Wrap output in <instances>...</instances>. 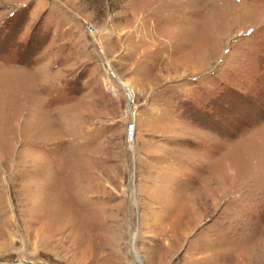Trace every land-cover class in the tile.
<instances>
[{"label": "rangeland", "instance_id": "rangeland-1", "mask_svg": "<svg viewBox=\"0 0 264 264\" xmlns=\"http://www.w3.org/2000/svg\"><path fill=\"white\" fill-rule=\"evenodd\" d=\"M0 262L264 264V0H0Z\"/></svg>", "mask_w": 264, "mask_h": 264}, {"label": "built area", "instance_id": "built-area-1", "mask_svg": "<svg viewBox=\"0 0 264 264\" xmlns=\"http://www.w3.org/2000/svg\"><path fill=\"white\" fill-rule=\"evenodd\" d=\"M88 31L91 35V27L88 26ZM101 55V69L103 73L104 86L115 97H123L124 109L123 120L125 121V140L126 145L131 147L135 143L136 136V92L131 81L123 79L114 70L111 62L106 59L101 48H99Z\"/></svg>", "mask_w": 264, "mask_h": 264}, {"label": "bare ground", "instance_id": "bare-ground-1", "mask_svg": "<svg viewBox=\"0 0 264 264\" xmlns=\"http://www.w3.org/2000/svg\"><path fill=\"white\" fill-rule=\"evenodd\" d=\"M253 255H255V252H254ZM249 259H250V257L248 258V260H249ZM252 259H253V257H251V260H250L251 262H252ZM251 262H250V263H251ZM252 264H254V263H252Z\"/></svg>", "mask_w": 264, "mask_h": 264}, {"label": "water", "instance_id": "water-1", "mask_svg": "<svg viewBox=\"0 0 264 264\" xmlns=\"http://www.w3.org/2000/svg\"><path fill=\"white\" fill-rule=\"evenodd\" d=\"M0 264H6V263H1V262H0Z\"/></svg>", "mask_w": 264, "mask_h": 264}]
</instances>
